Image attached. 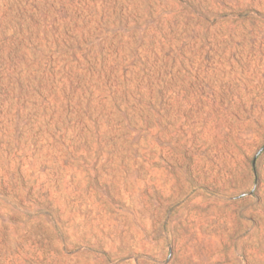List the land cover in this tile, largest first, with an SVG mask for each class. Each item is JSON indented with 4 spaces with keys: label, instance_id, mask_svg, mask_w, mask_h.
<instances>
[{
    "label": "rangeland",
    "instance_id": "374dc122",
    "mask_svg": "<svg viewBox=\"0 0 264 264\" xmlns=\"http://www.w3.org/2000/svg\"><path fill=\"white\" fill-rule=\"evenodd\" d=\"M0 264H264V0H0Z\"/></svg>",
    "mask_w": 264,
    "mask_h": 264
}]
</instances>
